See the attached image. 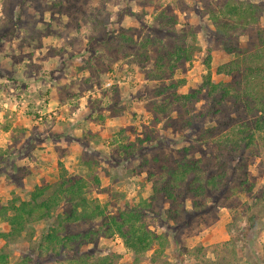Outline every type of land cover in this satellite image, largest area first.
<instances>
[{
    "label": "rangeland",
    "instance_id": "obj_1",
    "mask_svg": "<svg viewBox=\"0 0 264 264\" xmlns=\"http://www.w3.org/2000/svg\"><path fill=\"white\" fill-rule=\"evenodd\" d=\"M232 2L263 14L216 38L212 15ZM179 45L187 58L169 60ZM263 49L264 0H0V235L11 231L6 210L41 189L39 203L79 182L113 217L143 209L181 165L200 168L175 184L174 200L144 210L147 227L168 239L163 253L135 256L102 234L103 220L65 224L72 204L63 197L51 221L37 213L21 235L0 236L8 264L28 254V264H75L59 246L36 251L49 228L60 238L95 229L92 263L264 264V135L232 152L226 140L264 119V57L259 77L249 72ZM209 75L232 91L222 105L208 94ZM227 157L245 165L247 182L227 178L218 192L208 175ZM201 185L202 195L191 190Z\"/></svg>",
    "mask_w": 264,
    "mask_h": 264
},
{
    "label": "trees",
    "instance_id": "obj_2",
    "mask_svg": "<svg viewBox=\"0 0 264 264\" xmlns=\"http://www.w3.org/2000/svg\"><path fill=\"white\" fill-rule=\"evenodd\" d=\"M258 14L262 15L263 10L260 5L253 3H227L218 14L212 15V21L214 22L216 28L218 29V33H213L214 37H218L219 35L223 38L228 37L226 34L228 31L233 30L238 26H245L246 24L252 23L254 20H258ZM220 19H224L222 22ZM234 23V24H233ZM221 30V32H220ZM222 33V35H221ZM128 40V39H126ZM227 52L229 49L226 48ZM264 51V49H263ZM170 59L174 58L177 61H181L183 58H187L188 50L184 46H177L174 52H171ZM264 57V52H258L256 55L251 57L252 65L249 67V72L251 76L254 78L259 77L261 73V61ZM224 69V68H223ZM206 89H208V94L211 97L213 104L222 105L228 96L233 95L232 91L228 89V87L222 83L216 84L211 79L210 75L207 77L205 82ZM191 95L183 97L185 100H190ZM216 132L214 128L211 129L209 133ZM257 134L264 135V119H260L256 122L255 128L252 131H246L244 129L235 127L230 131L227 135V145L229 151H235V147L237 144H240L242 147H250L254 145ZM231 157V155H230ZM229 157V158H230ZM228 157L223 160L221 163V168L218 171L219 173L209 172V179L207 183L217 189L218 192H222L228 186V183L233 181H240V184L246 183L247 170L245 165L238 161L237 164L234 159ZM181 171L173 173L174 182L167 183L165 185H161L154 189V195L148 199L141 202L143 209L141 207H132L125 211H122L118 216L110 217L106 214L105 208L94 202L90 201L86 197H84V187L81 186L79 182L74 183L72 185H61L53 195L46 199L42 200L41 203L37 202V199L41 197V195L46 193V190H40L35 193L32 197L31 203H23L20 206H11L10 209L6 210L5 216L7 218V224L10 226V232L4 235H0L5 239L12 238L14 236L21 235L28 223H30L37 213L39 214L40 221L49 222L52 220V212L53 209L60 206V201L64 197H68L70 203L72 204L69 211L65 213V217L63 218L64 223H76V222H95L97 220H103L106 229L103 231V235H118L124 244V247L133 253L135 256H140L146 254L151 249L157 246V252L163 253V250L168 245V239L165 235H159L154 231H151L147 225L145 224V214L144 212L152 207V203L154 199L157 197H164L166 200H174V188L175 184L181 183V181L185 182L187 179V174L190 171H199L197 162H193L192 165L186 164L181 165ZM229 181H226V179ZM67 184V183H66ZM176 185V186H177ZM224 188V189H223ZM195 192L199 194H203L204 187L201 185L199 188H192L191 190H195ZM195 206H198L195 204ZM145 210V211H144ZM8 212H13L11 216L8 215ZM99 233L94 230H89L83 233H79L76 235H68L64 238H60L56 230L48 229V233L44 235L43 243L39 244V247L36 251H42L45 246V243L48 249L54 248V246H59L60 250L58 253V257L63 256L64 250H69L66 252L72 255L73 263L75 264H110L111 259L109 257H105L99 260V262H90V258L95 256L94 252L98 248L99 243ZM171 237L174 242L178 244V239L175 234L171 233ZM89 246H93V249L87 251L86 248ZM31 253V252H30ZM65 253V254H66ZM32 255L28 254L23 258V262L21 264H28L31 261ZM51 260L53 257L51 256ZM10 261L8 254L4 253L0 250V264H8Z\"/></svg>",
    "mask_w": 264,
    "mask_h": 264
},
{
    "label": "built area",
    "instance_id": "obj_3",
    "mask_svg": "<svg viewBox=\"0 0 264 264\" xmlns=\"http://www.w3.org/2000/svg\"><path fill=\"white\" fill-rule=\"evenodd\" d=\"M111 84H109L108 86H110Z\"/></svg>",
    "mask_w": 264,
    "mask_h": 264
}]
</instances>
